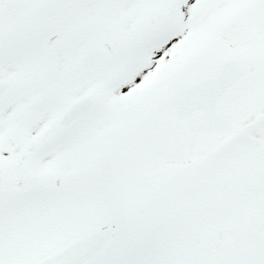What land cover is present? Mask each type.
I'll return each mask as SVG.
<instances>
[{
	"label": "snow or ice",
	"instance_id": "1",
	"mask_svg": "<svg viewBox=\"0 0 264 264\" xmlns=\"http://www.w3.org/2000/svg\"><path fill=\"white\" fill-rule=\"evenodd\" d=\"M0 264H264V0H0Z\"/></svg>",
	"mask_w": 264,
	"mask_h": 264
}]
</instances>
